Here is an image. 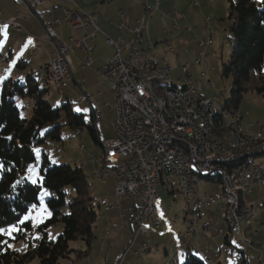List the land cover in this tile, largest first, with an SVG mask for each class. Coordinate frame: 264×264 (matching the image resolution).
Here are the masks:
<instances>
[{
  "label": "built area",
  "instance_id": "built-area-1",
  "mask_svg": "<svg viewBox=\"0 0 264 264\" xmlns=\"http://www.w3.org/2000/svg\"><path fill=\"white\" fill-rule=\"evenodd\" d=\"M17 5L28 4L32 7L39 6L45 0H13ZM68 6L62 8V17H54L45 24V33L47 41L55 47L53 62L55 63V71L46 73H54L57 76L59 87H65V80L71 74L73 69V61L71 58V50L73 48H81L87 53L93 50V46L88 43L95 37L96 32H102L97 24L93 21L92 15L85 12L76 0H63ZM159 0H155L154 6L143 5L142 16L132 24H116L115 27L119 32L126 27L131 35L124 41V36L119 34L115 38L106 35V42L114 46L115 52L113 57L102 63L96 70L102 79L111 87L114 95L115 116L110 122L114 131L112 137L103 140V167L110 168L114 173L116 183L113 189L115 202L108 201V210L114 204L123 198L139 199V204L131 207L132 220L136 224L135 235L138 233L147 234L148 229L145 222L152 218L155 227L160 225V218L157 214L155 206V198L158 196L153 190V180L151 178V168H149L150 157L159 156L162 164L163 182L168 185L171 190L172 197L179 196L184 204L185 214V231L180 235H191L195 232L200 218L201 206L205 202L209 204L216 203L213 195L203 193L198 195L195 188L202 182L193 180L188 175L189 166H197L205 168L208 171L221 172V166H229L232 168L234 176H238L242 187H246L247 193L251 192V184L264 186V166L249 160V153L253 149L243 151H233V158L221 157V150L218 149L206 132H201L198 128V118L200 116V106L205 103V96L198 92V85L194 84L187 78L190 75V67L192 64H185L184 77L185 83L179 85L177 90H164L170 96V109H168V121L176 122L184 128V137H180L186 141L188 132H196L202 143V157H195L193 150L181 149L180 147L164 146L162 135L169 134L163 129V123L157 118L155 104L146 98L143 92V80L151 77V72H158V77H164V70L167 68V55L174 51L171 44L166 43V58L162 61L154 59V55H148L142 49L140 43L143 40V31L146 30L148 17L151 16L153 10L158 6ZM96 5H98L96 3ZM120 15L123 12L119 10ZM168 16H172L173 26L178 28V21L184 15L178 11H168ZM69 22L74 35L68 37V41H64L56 32L54 25L62 22ZM1 23L12 26V20H2ZM87 25L93 27V32L88 33L85 30ZM190 29V28H188ZM211 31L210 29L208 30ZM39 42L44 41L43 38L38 39ZM211 36L205 35L199 40V45L209 44ZM122 42V43H121ZM121 43V45L119 44ZM128 52L126 56L121 55L120 51ZM145 53V54H144ZM203 55V52H200ZM89 56L84 58V64H90ZM198 62V60H196ZM137 66H144V74H137ZM125 101H136L139 105V113H131L125 108ZM213 110L218 109L209 106ZM226 120H220L225 126L227 132L231 134L233 142L242 137H250L254 131L251 130L252 124L247 123L245 135H238L233 132V115H240L241 121H244L248 112H225ZM123 117L132 118V128L123 126ZM99 118V113L93 114V122ZM82 131V130H81ZM81 146H84L82 144ZM84 148V147H83ZM261 148V147H259ZM235 160H242V167H235ZM101 182H106L104 173L97 172ZM222 202L218 204L219 212L216 214L217 220H223L224 213H231L232 226H228L230 235H237V223L239 221L250 220L248 216V208L254 207L253 204L245 202L242 212H234L231 207V193L229 187L220 189ZM188 215V216H186ZM264 223V218L262 219ZM216 228V225H205L203 230L208 228ZM217 232L221 237L224 232L222 228L217 227ZM257 232V231H253ZM134 239V236H133ZM132 239V241H133ZM147 244L142 242L141 245ZM249 245L252 243L249 241ZM260 250L264 245H259ZM137 254V251H133ZM124 255H122L116 264H125ZM260 264H264V259L260 258Z\"/></svg>",
  "mask_w": 264,
  "mask_h": 264
},
{
  "label": "trees",
  "instance_id": "trees-1",
  "mask_svg": "<svg viewBox=\"0 0 264 264\" xmlns=\"http://www.w3.org/2000/svg\"><path fill=\"white\" fill-rule=\"evenodd\" d=\"M228 1L227 31L232 43L229 58L222 64V74L233 78L230 98L221 109L236 111L242 93L247 89L245 83L257 92H264V0ZM16 65L21 70L22 65L19 62ZM33 75L22 73L23 83L2 76L8 80L1 85L0 93V164L3 165L0 169V228L7 230L16 225L18 230L11 234L15 239H26L27 244L25 248L13 250L7 245L6 241L11 240L7 232L0 233V264H67L85 254L76 244H81L85 250L89 247L99 203L91 196L87 175L77 164H52L43 153L38 169L42 180L37 184L27 179V168L35 161L36 145L50 138V146L55 147L54 141L60 140L61 125L75 131L84 127L95 144L101 146V142L94 122L85 121L82 113L73 110L72 103L67 101L52 107L44 98L47 89L40 87ZM48 79L49 76L41 78L44 82ZM13 95L32 100L26 108L28 117L20 114ZM47 124L53 126L42 136L40 131ZM10 136L12 140L7 139ZM213 177L204 175L202 179L219 183L217 177L215 180ZM42 193L48 216L35 224L23 220L30 208L39 203ZM240 198L243 201L242 196ZM33 231L31 237L27 236ZM231 242L230 238L223 239L225 245L232 246ZM243 249L239 248L240 264H252ZM256 249V264H260V258L264 259V248L260 250L258 245ZM183 264L205 263L189 254Z\"/></svg>",
  "mask_w": 264,
  "mask_h": 264
},
{
  "label": "crops",
  "instance_id": "crops-1",
  "mask_svg": "<svg viewBox=\"0 0 264 264\" xmlns=\"http://www.w3.org/2000/svg\"><path fill=\"white\" fill-rule=\"evenodd\" d=\"M76 1L85 12L90 13L92 17L94 16L97 19V21L96 19L93 21L97 24L101 31H103V33L96 32L94 34V39L92 41L88 40V43L94 47L93 50L89 53L81 48H73L71 50V52L73 51L74 56H71L73 61V69L71 74L65 80V87L70 86L71 91L76 94L77 105L79 108H86L89 110L86 114L82 113L83 117L84 115H87L88 117L87 119H84L85 121H93V114L99 113V118L96 120L94 125L97 130L99 141L102 142V140L113 136V129L111 130L112 135L108 136L106 133H103L102 137L98 132V124L102 127H107L110 129V122L114 119L115 116L114 102L110 103L106 98L109 92L112 95L114 101L113 91L96 70L102 63L110 60L115 52L114 46L106 42V37L104 34L107 33L106 35H109L112 38L121 34L124 36L123 39L125 41L131 35V32L126 27L123 28L122 32H119L114 27L115 23L113 26L112 22H117L119 24L121 23L123 25L132 24L136 19L142 16L143 5L147 4L148 6H154L155 0H102L101 2L98 0ZM12 2H8V9L0 8V19L13 21L12 26H9L7 28L0 27V69L3 72V75L1 74L0 78H2V76L14 78L15 76H21L22 73L32 75V73L38 72L39 70L41 78H45L46 76L48 77V73H46V70H48L50 63L53 60L55 47L47 41V37L45 34V24L54 17L61 18L62 8L68 5L63 0H45L43 4L36 7H32L26 4L29 7L26 8L27 6L25 7L23 6V4H20V7H23V12H19L15 10L17 4ZM96 3H98V5H96ZM175 3L176 1L173 0L171 2L169 0H159L158 6L153 10L151 16L148 17V24H146L145 30L146 32H143L142 40V42L146 41L148 49L150 46L155 45L148 28V25L152 20H154L155 24L159 27L166 26V28H163V30L160 29V36L164 35L167 38L165 39V44L169 43L168 35L169 33H172V31L176 27L173 26L172 16H168L166 14L168 11L180 12L175 6ZM195 3L198 4L197 2ZM195 3H193V5H195ZM170 5H172V7H170ZM120 9L122 10L123 15L119 14L118 10ZM181 20H188L187 15H184L181 19H179L178 28L181 27L179 23ZM163 23L167 24L161 25ZM4 25H6V23L0 22V26ZM54 28L64 41H68V37L75 34V31L72 29L69 22L64 21L61 24H55ZM167 29H170L169 32ZM85 30L88 33H92L93 27L91 25H87L85 27ZM39 38H43L44 41L39 42ZM103 42L106 43L108 47H110L111 51L109 54L103 53ZM121 43L119 44L121 45ZM5 44H8V48L3 47V45ZM141 47L143 50H145V53H147L146 48H144L143 45H141ZM43 52H45L47 56ZM79 53H81V56H79ZM120 53L123 56H126L128 54V52L125 50H121ZM86 56H89L91 59V62L88 65L84 64V58ZM17 62L22 65V71L17 69ZM102 80L104 82H102ZM100 130L101 129H99V131ZM262 153L264 152L257 153L256 156ZM81 164L82 163H80V165ZM97 172L104 173L106 181L108 180L107 178H110L114 180V184L116 183L115 175L111 170L102 167L101 169L95 170L93 172L92 175L94 176V178L96 177V179L101 182L100 176ZM203 181L207 182L208 186H211V189H213V192H208L206 190H204L203 192L213 195L216 199V203L209 204L205 202V205L201 206L199 222L193 234L186 237L180 235L185 229V221H182L181 227L178 232H150V228H155L152 223V218H150L145 222V224L147 223V234L138 233L135 235L136 224L132 220L131 207L135 204H139V199H130L127 197L123 198L118 202V204H114L113 207L109 210L104 209V204L108 201L115 202V200H107L103 204L102 209L104 213V220H101V222L98 223L99 220L97 221L98 217H96L95 227L93 229L94 236L90 241L89 247L85 250L84 246L82 247L81 244H76V247H81V250L85 251V254H82L78 259L73 258L72 261H68V263L116 264L119 258L124 255V262L128 259L132 261V264H138L135 259H137L143 251L145 252L149 250H158L159 247H153L149 243V239L151 237H154L158 238L161 241L162 248L165 250V255L162 258V261H165V264H169V262L171 261L175 264H182L187 259L189 254L201 258L205 264H222V262H220L219 260H216L213 257H209L206 252L209 250V253H212L210 248V245L212 243L218 245L217 243L219 242V240H223L225 237L230 238L231 240L235 237V239L238 240L239 245H244L246 247L243 249V251L244 254L250 257V262L252 264H256V254L258 252L256 248L260 244L264 245V230L260 229V226L262 225V219L264 218H262V215H260V213L263 211L264 214V207L262 206L258 211L256 209V218L248 225L244 226L240 234L230 235L228 232V223L224 217L223 220H220V225H217L215 221L212 223V220L216 216L214 210H216V212L218 213V204L222 202L220 191V189H222L221 185L220 183L212 182L211 180H202L201 182ZM101 183L104 184L103 182ZM158 187L156 190L157 194ZM195 190L198 195L203 194H200V189H198L197 187L195 188ZM240 190L242 200L243 202H246L243 197L241 184ZM166 192L172 195L171 190L168 186H166ZM90 194L94 198L91 191ZM247 201H251V197H247ZM250 204L253 203L251 202ZM262 205H264V201L262 202ZM205 208L208 210L204 215L202 211ZM156 210L161 221L160 224H162L161 215H164V211L161 210L160 214L157 206ZM202 214L203 217H207L206 220L202 218ZM184 218L185 215H183V219ZM176 220L177 219L168 220L172 222L171 224H169V226L175 227L173 231L176 230V227L179 228L176 224ZM205 225H216V228L220 227L224 232L222 233L221 237L219 236L216 228L210 227L208 228V231L205 232L203 230V227ZM258 228L260 229V231H258ZM198 229H200V232L197 231ZM253 231L257 232L255 233ZM241 235L243 236V239L247 241L240 238ZM200 237H207L204 244H200ZM208 238L210 239V242H208ZM249 241L253 242V245L251 247L245 244V242L249 243ZM142 242H146L147 244L141 245ZM166 245L172 246L171 250L173 251L171 252L170 257L167 256L170 250L167 249ZM222 245L223 244L218 245L219 253L224 252V255L227 257L229 252H226L225 249L222 248ZM223 246L229 247L228 245ZM195 249L198 250L199 255H197L196 253L192 254ZM135 250L137 251V254H133V251ZM262 254V257H264V252ZM227 258H224L223 264L226 263Z\"/></svg>",
  "mask_w": 264,
  "mask_h": 264
},
{
  "label": "rangeland",
  "instance_id": "rangeland-1",
  "mask_svg": "<svg viewBox=\"0 0 264 264\" xmlns=\"http://www.w3.org/2000/svg\"><path fill=\"white\" fill-rule=\"evenodd\" d=\"M9 1L12 2L13 0H0V8L8 9ZM98 1L101 2L102 0H98ZM169 1L171 2L172 0ZM173 1H176L175 6L180 12H182V14L187 15L188 20L186 21L181 20L179 22L181 27L178 29L175 28L172 31V33H169L168 35V42L174 48V51L169 52L167 55V64L169 65L170 68V70L168 71L169 79L168 80L159 79L152 81L151 84H154V91L157 89L156 86L158 85L162 87L163 91L165 87L175 86L179 88V85H183L185 83V79L181 78L184 77L183 65L192 64V66L190 67V75L187 79L192 81L194 84L198 85V87H200L199 92H201L202 95L205 96V98L211 101L212 106H214V108L220 110L225 106L226 101L230 98L231 88H232V78H233L231 75L224 76L222 74V64L226 62L229 58V53L232 43V38L230 37V33L227 31V26L229 24V21L227 19L226 8L229 5V1L228 0H173ZM195 2H197L198 4H196ZM193 3H195V5H193ZM23 6L26 7L27 6L26 3H24ZM170 7H172V5H170ZM26 8L29 7L27 6ZM15 10L19 12L20 11L23 12V7H20V5L19 6L16 5ZM92 18L93 20L96 19L94 16ZM114 23L119 24L117 22H112L113 26ZM166 24L167 23H163L161 25H166ZM188 27L190 29H188ZM148 28L150 35H152V39L155 45L150 46L149 49L146 45V41L142 42L143 44L140 43V45H143V47L146 48L148 55H154V59L160 62L164 57H166L164 46L166 45L165 39H167L164 35L160 36V29L163 30V28H166V26L159 27L155 24V21L152 20L151 23L148 25ZM209 29L211 30L210 32L208 31ZM167 30L169 32L170 29ZM143 32L145 33L146 31L144 30ZM209 34L211 36L210 43L200 46L199 40L202 39L205 35H209ZM102 44H103L102 45L103 53L109 54L111 51L110 47H108V45L104 42ZM3 47L8 48V44L3 45ZM200 52H203L204 54L201 55ZM71 56H73V51L71 52ZM79 56H81V53H79ZM196 60H198V62H196ZM263 70H264V64H263ZM1 74L3 75V72L0 69V75ZM33 74H34L33 77L37 79L36 80L37 82H39L40 87H42L43 89H47V91L44 94V98L51 104L52 107H59L67 101L72 103L73 110L78 107L76 94H74L71 91L70 86L59 87L58 85L54 84L52 81L49 80L47 82L42 81L40 73L34 72ZM46 78L48 77L46 76ZM6 80H8V78L3 77L2 81H0V93H1V85ZM12 81L15 82L19 81V83L24 82V80H22L20 76H15L12 79ZM102 82L104 81L102 80ZM249 85L250 84L245 83L247 89L242 93V96L240 98V101L236 109L238 112H245V111L248 112V115L245 116L246 118L243 121V126L247 128V123H251L252 124L251 130L254 131L253 134L259 135L261 139H264V92H257ZM159 90H156L155 92L160 94L161 90L160 91ZM12 98L15 102V105L19 108L20 114L24 117H28L29 111L26 110V108L28 105H31L32 100L27 96L22 97V96L13 95ZM106 98L110 103L114 102L112 95L109 92ZM58 123L61 122L59 121ZM52 126H53L52 124L45 125L40 131L41 135L43 136L45 133H47L52 128ZM98 127H99L98 132L99 134H101L102 137H103V133H106L108 136L112 134L114 135L112 127L109 129L107 127H102L99 124ZM99 129L101 130L99 131ZM111 130H112V134H111ZM76 131L68 127L67 125H61V129L59 133L60 140L54 141L56 144L55 147L50 146L51 143L50 138H46L43 143L36 145L34 147V151L35 149H39L40 151L38 154L35 152V157H36L35 161L28 166L26 177L28 179V176L31 175L34 179L39 178L38 169L41 163L40 158L43 153L50 158V162L52 164L69 163L71 165L77 164L78 166L82 167L85 174L87 175L89 190L92 192V195L96 200V203H99V206L97 205V217H98L97 221L99 220L98 223H100L101 220H104V213L102 211L103 204L107 200H115L113 194V188H114L113 186L115 185L114 180L107 178L108 179L106 181L107 183L102 184L100 181L96 179V177L94 178V176L92 175L93 172L103 167L102 146L95 144L92 141L91 137L89 136L87 130L84 127L82 130L83 134L80 133L81 129H78ZM81 143H84V146H81L82 145ZM254 159L256 163H259L264 166V154L256 156ZM80 162L82 163L81 165ZM30 166L33 168L32 173H29L28 171ZM103 168H107V167H103ZM107 169L110 170V168ZM28 180L31 182L30 179ZM197 188L200 189L201 192L200 194L204 193L203 192L204 190L208 192H213V189H211L212 187L208 186V183L205 181H203L202 184H200V187L197 186ZM241 188H242L244 200L246 202L248 203L252 202L253 205L256 207L255 209H257V211L262 206L264 207V205H262V202L264 201V186H257L256 184H251V189H252L251 193H247L246 187L241 186ZM158 194L159 197L155 198V205L158 207L160 214H161V210L164 211V215H161L162 224H160V226L158 227L150 228V232H178L181 227L182 221L183 222L185 221V218L183 219V215H185L183 214L184 211L182 212V210L185 208V204L183 203V200L179 196L173 198L172 195L168 194L166 192L165 185H160L158 187ZM247 197H251V201H247ZM221 201H222V197H221ZM41 203L44 205L43 193L40 195L39 203L35 204L36 205L35 208L33 207L30 208V210L23 216V220H25L24 219L25 216H29V219L27 220H30L32 224H35L38 221H41L43 217H47L48 216L47 209L44 208L41 209ZM207 210L208 209L205 208L202 211L204 215ZM214 212L215 214H217L216 210H214ZM203 214H202V218L206 220L207 217H203ZM260 215H262V218L264 217L263 211L260 213ZM175 219H177L176 224L179 228L176 227V230L173 231L175 227L169 226V224H171L172 222L168 220H175ZM214 221L216 222L217 225L221 224L220 220H217L216 217L212 220V223ZM261 224L262 225L260 226L261 227L260 229L264 230V223ZM260 229L258 228V231H260ZM52 230H54V228H52ZM199 230L200 229H198L197 231L200 232ZM183 231H185V229ZM33 233L34 231L32 233H28L29 235L27 234V236L31 237ZM182 233L184 234V232ZM7 235L9 234L7 233ZM9 236L11 240L6 241L8 247L10 245L9 248L13 250H20L22 247L24 248L26 247L27 244L26 239H15L12 234H10ZM182 236L186 237L189 235H182ZM206 239L207 237L204 238L200 237L201 240L200 244H204L206 242ZM208 242H210L209 238H208ZM222 242L223 240H219L217 244L225 245ZM149 243L153 247L155 246L159 247L158 250L157 251L149 250L145 252L143 251L140 254V256H138V258L135 259L137 263L165 264V261L164 262L162 261V258L165 255V250L162 248L161 241L158 238L151 237L149 239ZM218 245L212 243L210 245L212 253H209L208 250L206 254L209 257H213L214 259L219 260L223 264L224 258L227 257L224 255V252L219 253ZM223 245L222 248H224L226 252H229L228 254L229 257L227 258L225 264H229L230 261L232 262V264H240L239 248L242 249L246 247L244 245H239L238 240H236L235 237L232 239L231 242L232 246L229 245L230 247H224ZM246 245L250 246L249 243H246ZM166 246L167 249L170 250L167 256L170 257L171 252L173 251L171 250L172 246L171 245H166ZM195 253L199 255L197 249H195V251L192 254ZM124 263L132 264V261L127 259V261H125ZM169 264H175V263H172L171 261L169 262Z\"/></svg>",
  "mask_w": 264,
  "mask_h": 264
},
{
  "label": "bare ground",
  "instance_id": "bare-ground-1",
  "mask_svg": "<svg viewBox=\"0 0 264 264\" xmlns=\"http://www.w3.org/2000/svg\"><path fill=\"white\" fill-rule=\"evenodd\" d=\"M98 27V26H97ZM99 28V27H98ZM166 54V52H165ZM164 57L163 59H165ZM167 68L169 65L167 64ZM49 71H55V63L53 60L50 63ZM168 71L164 70V77H158V72H151V77H147L143 80V92L146 98H149L155 104L157 118L160 119V123H163V129L169 132V134L162 135V142L164 146H174L180 147L181 149L193 150V155L195 157H202V143L196 132H188L186 134V141L180 137H184V128L176 122L168 121V109H170V96L167 92L162 90L160 85L156 86V90H161L160 94L154 91V84L152 81L159 79L168 80ZM137 74H144V66H137ZM50 81L58 85L57 76L54 73L48 74ZM59 86V85H58ZM178 87L171 86L165 87L164 90H177ZM159 90V91H160ZM200 87H198V92ZM158 92V91H157ZM212 103L209 99L205 98V103L200 106V116L198 118V128L201 132H206L208 136L214 140V145L218 149H232V150H221V157L233 158V151H243L246 149H253L249 153V160L255 161L257 153L264 152V139H261L259 135L252 134L250 137H242L236 139L235 142L231 140V134L227 132L225 126L220 122V120H226L225 112H238L222 110L219 111L209 108ZM125 108L131 113H139V105L136 101H125ZM123 126L125 128H132V118L123 117ZM246 128L243 126V121H241L240 115H233V132L238 135H245ZM83 134V132H80ZM103 148V141L101 142ZM261 147V148H259ZM235 167H242V160H235ZM149 168H151V178L153 180V190L160 185H166L163 182L162 175V164L159 156L150 157ZM188 175L192 177L193 180L202 181L204 175H211L217 177L221 188L225 189L229 187V193H231V207H233L234 212H242L245 202L241 201L240 195V179L238 176H234L232 168L229 166H221V172L218 171H208L205 168H198L197 166L188 167ZM209 177V176H208ZM215 177L214 180H215ZM157 193V192H156ZM158 197V196H157ZM256 207L248 208V216L250 220L239 221L237 223V234H240L244 226L248 225L256 218ZM104 209H108V202L104 204ZM223 217L228 223V226H232V215L231 213H224Z\"/></svg>",
  "mask_w": 264,
  "mask_h": 264
},
{
  "label": "snow or ice",
  "instance_id": "snow-or-ice-1",
  "mask_svg": "<svg viewBox=\"0 0 264 264\" xmlns=\"http://www.w3.org/2000/svg\"><path fill=\"white\" fill-rule=\"evenodd\" d=\"M0 27L7 28L8 26H7V25H4V26H0ZM5 34H6V33H5ZM74 111H76V112H78V113H84V114H86L89 110L86 109V108H85V109H81V108L77 107V108L74 109ZM83 118H84V119H87L88 117H87V115H84ZM7 139L12 140L13 138L10 136V137H8ZM39 151H40L39 149H35V152H36L37 154L39 153ZM2 166H3V165L0 164V167H2ZM28 171H29V173H32V172H33V168L30 166L29 169H28ZM28 179H30L31 182H32L33 184H37V183H38V180H42V177L34 179L31 175H29V176H28ZM17 183H19V181H18ZM45 194H47V193H45ZM32 207L35 208L36 205H33ZM43 208H44V205L41 203V209H43ZM24 219H25V220L29 219V216H25ZM21 223H23V221H21ZM16 230H18V229H17V226H16V225H12V226H10L7 230H5V229H3V228H0V233L7 232V233L10 235L12 232H14V231H16ZM37 238H38V237H37ZM233 243H235V242H233ZM9 247H10V245H9ZM229 264H232V262L230 261Z\"/></svg>",
  "mask_w": 264,
  "mask_h": 264
}]
</instances>
